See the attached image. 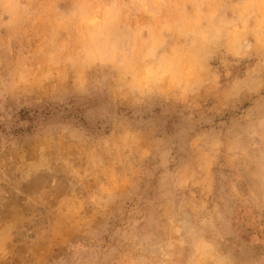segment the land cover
I'll use <instances>...</instances> for the list:
<instances>
[{
	"label": "rangeland",
	"instance_id": "rangeland-1",
	"mask_svg": "<svg viewBox=\"0 0 264 264\" xmlns=\"http://www.w3.org/2000/svg\"><path fill=\"white\" fill-rule=\"evenodd\" d=\"M0 127V264H264V0H0Z\"/></svg>",
	"mask_w": 264,
	"mask_h": 264
},
{
	"label": "trees",
	"instance_id": "trees-1",
	"mask_svg": "<svg viewBox=\"0 0 264 264\" xmlns=\"http://www.w3.org/2000/svg\"><path fill=\"white\" fill-rule=\"evenodd\" d=\"M17 116H18L17 121L14 122L12 128H9V130H14L15 125H20L22 122H26V121L32 122L33 121V119L30 117L29 112H27L25 110H21L18 113ZM3 124L6 126L5 123H3ZM30 129H31V127H28L27 129H25V126H21V127L19 126V131L20 130H23V131L28 132ZM15 130H18V129H15ZM15 130H14V136H17V134L19 133V131H15ZM7 132H8V128H6V129L3 130L0 127V133H7ZM12 132H10V133H12ZM18 139H21V135H19Z\"/></svg>",
	"mask_w": 264,
	"mask_h": 264
}]
</instances>
